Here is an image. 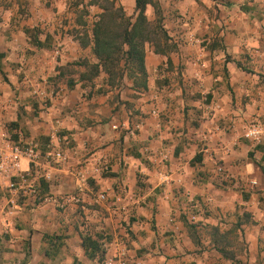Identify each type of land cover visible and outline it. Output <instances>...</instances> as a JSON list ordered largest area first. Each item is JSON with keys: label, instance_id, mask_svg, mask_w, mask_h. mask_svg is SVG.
Here are the masks:
<instances>
[{"label": "crops", "instance_id": "0c3cea01", "mask_svg": "<svg viewBox=\"0 0 264 264\" xmlns=\"http://www.w3.org/2000/svg\"><path fill=\"white\" fill-rule=\"evenodd\" d=\"M157 2L166 34L145 44L143 72L89 81L72 65L97 62L83 1L0 0V152L69 141L65 165L20 160L37 200L0 177V264H102L122 249L128 264H264V144L242 138L264 124V0ZM97 160L109 172L79 191L74 170Z\"/></svg>", "mask_w": 264, "mask_h": 264}, {"label": "trees", "instance_id": "16d2710c", "mask_svg": "<svg viewBox=\"0 0 264 264\" xmlns=\"http://www.w3.org/2000/svg\"><path fill=\"white\" fill-rule=\"evenodd\" d=\"M102 2L101 13L91 30L92 54L97 62L90 65L86 61H80L72 65L84 66L86 73L82 74L81 78L89 81L100 71L107 73L111 78L119 77L121 64L142 73L145 44L157 43L159 37L166 34L161 25L162 11L157 0H134V21L124 14L121 6H116L115 0ZM148 6L152 7L156 16L153 23H149L145 15ZM87 239L89 245L94 242L90 237Z\"/></svg>", "mask_w": 264, "mask_h": 264}, {"label": "built area", "instance_id": "2783aa9c", "mask_svg": "<svg viewBox=\"0 0 264 264\" xmlns=\"http://www.w3.org/2000/svg\"><path fill=\"white\" fill-rule=\"evenodd\" d=\"M242 138L251 141L256 145L264 144V124L259 121H253L248 124L242 133ZM63 145L65 149L69 147V141L59 138L57 135L51 137L48 145L46 146V152L44 156L33 145L23 143H13L7 148V153L0 152V177L8 178L7 188L14 191H22L26 196L38 199L39 186L36 180L31 178L29 171L26 175H21L20 160L26 159L27 162L33 167H38L39 162L45 157L48 164L65 165L68 161L67 155L60 147ZM59 145V146H58ZM58 146V147H56ZM108 164L102 161H95L87 166H83L74 170L73 176L76 180V187L79 191L88 187V180L94 175H105L109 172ZM218 173L222 174V168H218ZM46 180H49V175L43 176ZM16 179H18L16 181ZM75 203H79L77 198H74ZM97 203H103L107 201V197L104 193H100L95 197ZM40 202L57 204L58 199L52 196H46L43 199L40 198ZM190 206L197 205L193 200H189ZM192 222L196 221L197 214L191 213L189 216ZM104 244V250L107 248ZM102 264H128L126 251L120 250L114 255H106L102 260Z\"/></svg>", "mask_w": 264, "mask_h": 264}, {"label": "rangeland", "instance_id": "374dc122", "mask_svg": "<svg viewBox=\"0 0 264 264\" xmlns=\"http://www.w3.org/2000/svg\"><path fill=\"white\" fill-rule=\"evenodd\" d=\"M81 1L84 2L83 3L84 7L81 10L83 15H85V16L89 15L91 18H94L96 15L98 16L99 13H101L100 5L103 4L102 0H98V1H96V0H81ZM115 1H116V6H121L119 0H115ZM90 4H92V5H90ZM125 6L126 7L128 6L127 2L125 3ZM121 8L123 9V12H124L125 15H129V16H135L136 15L135 11H134V8H132L131 10L128 11V7H127V12L124 11V7L123 6H121ZM97 12H98V14H97ZM95 20H97V19H95ZM4 78L5 77H4L3 73L0 70V81L6 80V78L5 79ZM2 189H3V192L6 191L5 187H2Z\"/></svg>", "mask_w": 264, "mask_h": 264}]
</instances>
